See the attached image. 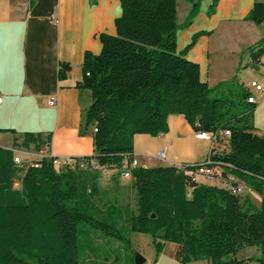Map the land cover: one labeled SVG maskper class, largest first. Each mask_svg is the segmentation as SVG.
<instances>
[{"label": "trees", "instance_id": "trees-1", "mask_svg": "<svg viewBox=\"0 0 264 264\" xmlns=\"http://www.w3.org/2000/svg\"><path fill=\"white\" fill-rule=\"evenodd\" d=\"M188 1L190 11L179 24L177 0H121L116 35L100 36L99 55L85 53L80 86L92 95L85 121L97 128L95 154L82 157L88 168L59 169L49 158L39 166L15 162L13 148L33 145L39 151L48 141L40 133L15 136L13 148L0 146V264H102L98 257L135 264L110 246L117 241L126 249L132 232L149 233L158 251L176 243V259L184 264H243L234 255L248 246L260 248L258 262L264 264V137L254 133L249 91H240L242 109L233 99L214 96L199 64L186 58L198 36L210 32L194 34L177 49L178 29L191 24L201 3ZM218 1H212L209 15ZM245 19L262 22L264 0ZM249 51L256 67L264 37ZM170 114L217 133L216 145L225 150L218 157L260 195L259 206L217 185L193 182L189 190L187 176L173 165L131 168L135 210L115 202L97 205L99 169L91 161L122 168L132 160L135 134L165 132ZM223 129L230 130L228 137Z\"/></svg>", "mask_w": 264, "mask_h": 264}, {"label": "crops", "instance_id": "crops-1", "mask_svg": "<svg viewBox=\"0 0 264 264\" xmlns=\"http://www.w3.org/2000/svg\"><path fill=\"white\" fill-rule=\"evenodd\" d=\"M212 1L201 0L191 24L178 29L177 49L183 50L194 34L210 32L198 36L186 58L199 64L201 77L209 86L232 79L239 90L255 96L256 103L249 104L255 107L254 133L264 137V55L255 67L249 51L264 37V20L257 23L245 19L254 3L261 0H219L209 15ZM190 8L188 0H177L179 24ZM122 11L121 0H0V146L13 148L15 136L32 132L45 139L49 136L51 155L79 159L95 154L92 125L85 121L92 95L80 86L84 57L86 52L101 53L102 34L116 35V19ZM179 11L184 15L182 21ZM62 69L65 76L61 78ZM251 80L261 83L263 89L251 88ZM133 141L132 158L143 167L199 162L211 152V141L197 138L183 114H170L165 132L137 133ZM163 148L166 160L157 157ZM13 150L23 159L38 151L33 145ZM126 165L98 170L97 205H127V194L136 203L132 176L124 175ZM198 183L214 185L203 177ZM135 209L136 205L131 208ZM238 252L234 257L244 259ZM243 264H248L247 260Z\"/></svg>", "mask_w": 264, "mask_h": 264}, {"label": "built area", "instance_id": "built-area-1", "mask_svg": "<svg viewBox=\"0 0 264 264\" xmlns=\"http://www.w3.org/2000/svg\"><path fill=\"white\" fill-rule=\"evenodd\" d=\"M55 22H59V19H55ZM89 74V73H87ZM250 87L256 90L263 89V85L259 83L257 80L250 81ZM2 101V95H0V103ZM51 104L54 103V100L50 101ZM248 103H256V98L254 95H248ZM198 124V123H197ZM199 125V124H198ZM93 132L97 130L96 126H92ZM223 137H228L230 135V130L223 129L220 132ZM195 136L199 139H206L211 141V152L206 159L199 162H170L169 165L176 166L178 169L182 170L185 175L187 176L189 190L192 189L193 182L198 183V178L203 177L205 180H208L214 185L219 187H223L235 194H241L244 191L251 192V189L245 185L243 181H241L237 175H235L231 168L233 167L232 164L226 163L221 160L218 155L223 152L222 150H217L216 145L217 142V133L216 132H209L202 129H195ZM49 141H45L39 151L36 153H30L29 159H22L19 155H15L14 160L15 162L22 164L25 161H29L34 164V166H39V161L42 158H49L52 159L53 164L59 168H67V167H79V168H88L89 163L82 159H73L71 157H59L55 155H51L49 153ZM157 157L162 160H166V148L161 149ZM91 166L94 169H101L102 166L99 165L96 161H91ZM138 166V160L136 158H132V160L127 163L124 171L125 176L131 175V168ZM154 264H159L155 262Z\"/></svg>", "mask_w": 264, "mask_h": 264}, {"label": "rangeland", "instance_id": "rangeland-1", "mask_svg": "<svg viewBox=\"0 0 264 264\" xmlns=\"http://www.w3.org/2000/svg\"><path fill=\"white\" fill-rule=\"evenodd\" d=\"M179 20L182 21L184 18V15L182 14L181 11H179ZM222 78V77H218ZM211 88H215L213 91V95L217 97H225L229 99H233L237 103V108L242 109L243 104L241 103L242 100V94L241 90H239V87L236 86V83L234 80L229 79V80H221L217 84H212L210 86ZM229 90L232 91V93L229 92ZM217 150H223L222 148L218 147L216 148ZM26 150V149H25ZM34 150V148H33ZM24 156H27L26 153H23ZM23 159V158H22ZM126 167V166H125ZM136 193V192H135ZM242 199L248 198L250 199L254 205L259 206L260 205V195L256 192H248L244 191L241 193ZM126 198L129 201V206L130 208H135V199L130 196V194H127ZM131 239V244L129 247L124 249V245L121 243H118L117 241H114L112 244H110L111 247H118L120 249V255L125 256L127 254V257L129 261H132V258H135L136 253H140L143 257H145L146 262L144 264H154L155 262L159 261V264H184L180 262L179 260L176 259V243L174 242H166L164 244V247L162 250L158 251L154 244H153V238L149 233H141V232H132L130 235ZM121 244V245H120ZM165 248V250H164ZM164 252L163 256H160L161 253ZM238 257H243L244 259L242 260H247L248 264H255L258 259L256 258H261L262 257V252L259 247L257 246H248L245 247L238 252ZM109 258V260H108ZM107 259H101V258H96L102 260V264H119V263H113L112 258L108 257ZM209 260H197L193 261L192 263L189 264H209Z\"/></svg>", "mask_w": 264, "mask_h": 264}, {"label": "water", "instance_id": "water-1", "mask_svg": "<svg viewBox=\"0 0 264 264\" xmlns=\"http://www.w3.org/2000/svg\"><path fill=\"white\" fill-rule=\"evenodd\" d=\"M134 261L135 264H144L146 262V259L140 253H136Z\"/></svg>", "mask_w": 264, "mask_h": 264}, {"label": "bare ground", "instance_id": "bare-ground-1", "mask_svg": "<svg viewBox=\"0 0 264 264\" xmlns=\"http://www.w3.org/2000/svg\"><path fill=\"white\" fill-rule=\"evenodd\" d=\"M246 101L248 102V97L246 98Z\"/></svg>", "mask_w": 264, "mask_h": 264}]
</instances>
